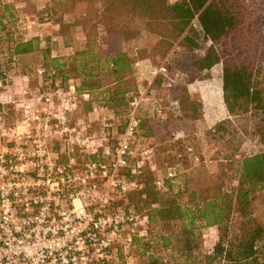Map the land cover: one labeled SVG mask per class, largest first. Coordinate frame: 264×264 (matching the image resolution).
<instances>
[{"label":"trees","instance_id":"trees-1","mask_svg":"<svg viewBox=\"0 0 264 264\" xmlns=\"http://www.w3.org/2000/svg\"><path fill=\"white\" fill-rule=\"evenodd\" d=\"M31 2L0 0V55L6 54L3 56L7 59L5 63L0 61V91L7 80L4 71L11 76L10 69L17 60L42 56L48 64H39L34 71L37 75V68L44 69L38 76L43 91L73 82L81 95L90 96L84 104L88 113L97 102L124 124L129 102L138 93L141 81L134 75L133 66L151 55L140 49H118L114 37L125 42L138 41L142 36L151 38L153 52L163 59L176 44L189 54L180 65L167 68L172 74L180 70L186 77L185 84L177 85L176 80L162 75L154 81L155 85L166 84L168 98L179 105V117L164 114L158 120L143 121L137 133L139 140L153 148L152 164L158 166L175 159L186 165L188 150L203 161L195 132V124L202 119V103L191 93V87L202 75L210 78L212 69L222 65L228 118L207 131L206 139L209 145L222 147L221 163L238 166L234 169L238 186L225 192L227 174L223 171L209 186L200 188L192 187L187 173L167 180L161 190L156 188L151 172L143 173L142 178L132 177L143 188L130 193V204L145 212L146 229L143 236L133 238L131 246L146 257L145 264H261L256 248L264 242V225L257 221L264 219V152L236 160L250 135L248 123L257 132L254 136L264 142V126L260 127L264 125V78L255 66L257 52L246 43L254 13L246 0H51L53 7L40 9L45 20L58 25L62 15L76 14L72 27L83 30L82 47H74V54L65 59L52 57L48 39L26 40L12 32L17 21L16 5L29 6ZM78 11L82 13L78 15ZM195 20L200 30L193 27ZM101 26L113 31L100 35ZM199 51L203 52L201 58L196 56ZM11 116H6L8 122ZM236 119L241 121L239 126L234 123ZM187 122L189 125H185ZM144 164H139L141 169ZM234 224L239 226L236 236L231 234ZM210 227L219 229V241L211 254H204L203 230ZM123 253L119 252V264L126 259Z\"/></svg>","mask_w":264,"mask_h":264},{"label":"built area","instance_id":"built-area-1","mask_svg":"<svg viewBox=\"0 0 264 264\" xmlns=\"http://www.w3.org/2000/svg\"><path fill=\"white\" fill-rule=\"evenodd\" d=\"M193 27H199L196 20ZM152 74L178 77L170 78L166 66ZM4 77L9 79L6 71ZM7 80L0 91V264H108L119 247L127 249L144 235L138 230L143 214L117 204L143 188L128 174L140 175L144 162L153 165V148L137 138L147 92L132 96L118 133L101 104L89 114L98 117L96 123L74 121L90 96L73 82L49 91L27 87L16 97ZM152 100L162 116L164 100ZM10 114L16 116L12 125ZM180 174L167 167L154 184L161 190Z\"/></svg>","mask_w":264,"mask_h":264},{"label":"rangeland","instance_id":"rangeland-1","mask_svg":"<svg viewBox=\"0 0 264 264\" xmlns=\"http://www.w3.org/2000/svg\"><path fill=\"white\" fill-rule=\"evenodd\" d=\"M5 3H12L13 0H2ZM173 2L176 0H172ZM246 5L250 6L253 9V17L251 18L252 21V30L251 33H247V45L252 48V51L257 52V57L255 59V66L258 69V72L261 74V78H264V0H246ZM44 6V7H43ZM53 7V3L51 0H32L31 4L27 6L25 3L17 4L15 7L16 10V24L12 28V32L14 35H20L24 37L25 39L32 38L31 35H29L30 32H35L37 37H41L43 39L49 40V48L52 50L59 49L61 46L65 45L68 47H75L76 49H80L82 47L83 42V30L81 28H73L72 24L75 22V18L77 17L76 14H64L61 16V22L58 25H54L53 22L45 20L46 18L43 16V13L40 9H46L48 7ZM43 7V8H42ZM1 13V9H0ZM82 11H78L77 14H81ZM245 14H249L246 13ZM251 15V14H250ZM252 16V15H251ZM248 17V16H247ZM78 29V30H77ZM196 29V28H195ZM111 30V29H110ZM109 29H105L103 26L100 27V35H106V33L110 32ZM197 30H200L198 27ZM113 31V30H111ZM114 41H117V44L120 48L118 49H126L130 50L131 52H135L136 49L143 50V54L147 53L151 55V59L154 66H166L168 68V65L170 67L175 66L176 64L180 65L181 61L189 56V54L186 53V51L182 50L181 48L177 47V44L175 45L173 52H171L167 57L164 59L161 57L156 56V54L153 52V40L151 38L147 39V37L142 36L138 41H132L128 40L127 42L123 40H119L116 36L114 37ZM6 46V45H5ZM4 47L1 49L3 50ZM5 49V48H4ZM145 50H147L145 52ZM5 51V50H3ZM75 51V49H74ZM4 53V52H3ZM6 54L0 55V61L6 62L5 56ZM198 58H201L203 56V52L199 51L196 55ZM71 57V56H70ZM68 57H61V59H65ZM39 64H48L43 60L42 56H25L22 57L20 60L16 61L15 66H11L10 69L11 77L9 75V79L7 80L8 85H11L12 77H15V75L23 74L30 77V87L32 88H39L41 87V82L38 78V73L36 75L34 69ZM14 70H16V73H13ZM19 70V71H18ZM134 72V71H133ZM175 73V74H174ZM15 74V75H14ZM178 75L177 78H175V75ZM169 77L175 78L177 85H183L186 82L185 75L180 71L176 70L172 73L168 74ZM40 77V76H39ZM202 79L197 81L193 87L191 88V93L194 94V96H197L202 103V119L195 124V132L197 137V143L200 146V153L202 155L203 161H199L197 156L193 155L191 150H188V156L187 159L184 158L186 161V165H182L178 160H170L165 162V165L171 164L168 166H158V163H154L151 165L148 162H144L145 166L142 169V173L140 175H133L128 174V177L137 180V178L132 177H141L143 176V173L151 172L154 182L156 179H163L165 177L166 168L167 167H177L180 170V173H187L189 176V182H192L193 188H200L203 185L209 186V183H212L216 180L217 173H221L222 171L225 172L226 180L223 185V190L225 192H230V190L235 189L238 186L237 181V173L234 169H236V166H233L231 164L221 163L223 162L221 160L222 156V147L215 148L212 145L208 144V141L206 139V132L212 129L216 124L219 122L225 120L228 118V114L226 111V107L223 101V91H222V65H217L213 68L212 73L210 74V78L206 79L204 78V75H202ZM142 83V81H141ZM167 86L164 83L163 85H160L158 83L155 85L154 82H152L149 85V81L144 80L143 81V89L147 90V98L148 101L144 102L140 109V116H141V122L143 121H151V120H158L163 117V115H169L179 117L177 114L179 110L178 103H175V101L171 102V99L168 98V94L165 91ZM1 88V87H0ZM153 88V89H152ZM155 90V92H154ZM18 95V94H16ZM17 97V96H16ZM162 98L164 100V110L163 115L158 117L155 114L154 106H153V100L150 101L153 98ZM87 103L84 100H82V103L80 105L79 111L74 116V121H83V122H89L93 121L96 123L97 116H90L89 113L85 110L84 104ZM94 104H100L95 102ZM103 105V104H101ZM112 115V114H111ZM251 119H248L250 121ZM16 121V116H11L9 118V125ZM235 125L239 126L241 124V121H238L237 119L234 120ZM253 120H251L252 122ZM114 124L116 126V130L118 133H121L124 130L125 122L123 124L122 120H118L114 118ZM252 123H248V127L250 130V135L245 139L243 145L241 146L238 154L236 155V160H241L242 158L246 156H251L259 153L264 152V142L263 138H259L254 136L257 132L255 130L253 131V127L251 125ZM185 125H189L187 122ZM93 126H97L94 124ZM264 125L261 124L260 127H263ZM191 127V126H190ZM96 127H93V129ZM98 128V127H97ZM181 134H176V137H179ZM145 146H150L149 143H145ZM140 148V146H139ZM196 158L198 160H196ZM221 164L225 166H220ZM229 165V166H228ZM167 181V180H166ZM130 193L121 197L118 201V206L121 209H133L137 213L143 214L145 217V212L138 211L133 205L130 204ZM130 204V205H129ZM263 205V202L261 203ZM257 215H259L257 213ZM257 221L264 225V219L258 218ZM144 221L139 225L138 230L145 231ZM238 224L232 225L231 234L232 235H238ZM203 238H202V250L204 254H211L213 252V249L216 245V243L219 241V229L217 227H210L205 230H203ZM123 250L124 258L123 262L124 264H145L146 263V257H144L139 250L137 251L136 247L130 246L127 249H123L122 247H119L118 250L115 252V255L111 257V261L108 264H111L114 261V264H119V252ZM257 251L260 254V261L261 264H264V242H261L257 245ZM116 261V262H115ZM121 263V262H120ZM223 264H225L223 262Z\"/></svg>","mask_w":264,"mask_h":264},{"label":"crops","instance_id":"crops-1","mask_svg":"<svg viewBox=\"0 0 264 264\" xmlns=\"http://www.w3.org/2000/svg\"><path fill=\"white\" fill-rule=\"evenodd\" d=\"M34 33H35L34 31L30 32L29 35H31L32 38H37L36 34H34ZM32 38H30V39H32ZM26 40H29V39H26ZM42 49H44L43 45H42ZM73 54H74V48L68 47L65 45L61 46L59 49H55V50L51 51V55L54 58L70 57ZM158 68H160V67L154 66L151 59H144V60H140V61L135 63V65L133 66L134 75L137 76L142 81V83L140 81L138 92H143V93L147 92L146 89H143V81L144 80L149 81V85L151 84V82H154L156 77H154L152 72ZM38 69L39 68H37V70ZM13 73H16V70H14ZM211 73H212V71H211ZM11 80H12V82H11V85L9 86L8 92L13 94V95H16V94L19 95L23 89L30 87V77L29 76L19 74L18 76L15 75V77H12ZM154 92H155V90H154ZM18 95H16V96H18ZM86 101L87 100H85V102ZM142 105H143V103H142Z\"/></svg>","mask_w":264,"mask_h":264}]
</instances>
